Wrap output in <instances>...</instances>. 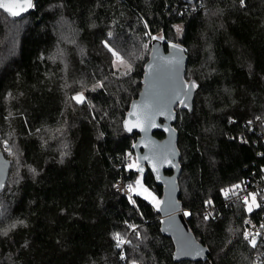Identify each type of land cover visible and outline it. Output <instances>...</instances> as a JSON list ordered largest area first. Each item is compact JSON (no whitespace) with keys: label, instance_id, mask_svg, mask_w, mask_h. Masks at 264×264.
I'll return each instance as SVG.
<instances>
[{"label":"trees","instance_id":"obj_1","mask_svg":"<svg viewBox=\"0 0 264 264\" xmlns=\"http://www.w3.org/2000/svg\"><path fill=\"white\" fill-rule=\"evenodd\" d=\"M154 39L187 56L178 199L209 250L202 260H175L159 207L115 189L140 176L129 165L139 134L124 122ZM0 150L11 162L0 264H264V238L248 244L242 226L264 212V193L252 210L251 190L223 193L263 182L264 0H34L20 19L0 11ZM142 181L162 197L151 171Z\"/></svg>","mask_w":264,"mask_h":264},{"label":"water","instance_id":"obj_2","mask_svg":"<svg viewBox=\"0 0 264 264\" xmlns=\"http://www.w3.org/2000/svg\"><path fill=\"white\" fill-rule=\"evenodd\" d=\"M34 0H0V11L20 19L33 8ZM187 56L182 47L154 39L150 58L145 65L142 90L132 101L125 126L139 134L134 149L138 171L144 176L151 171L158 186L163 187L159 211L163 233L172 238L175 260H202L209 253L191 231L179 197L177 176L181 171L177 146L178 133L175 106L186 105L184 65ZM157 132L164 134L160 139ZM11 162L0 150V185L9 175Z\"/></svg>","mask_w":264,"mask_h":264},{"label":"built area","instance_id":"obj_3","mask_svg":"<svg viewBox=\"0 0 264 264\" xmlns=\"http://www.w3.org/2000/svg\"><path fill=\"white\" fill-rule=\"evenodd\" d=\"M263 182H259V180L255 182L250 181L244 183L233 184L231 186L225 187L223 189L224 195L227 197L240 193L244 188L251 190L250 195L248 198L245 197L246 204L251 200V195L257 196L264 193V168H263V175L260 178ZM115 189L123 194H127L129 192V188L122 182L118 181L115 185ZM259 206H264V194L261 200L258 202ZM209 210L210 208L207 207ZM243 226V234L244 239L248 244L254 245L261 241L264 238V212H257L255 215H247L242 220ZM260 264V263H257Z\"/></svg>","mask_w":264,"mask_h":264},{"label":"rangeland","instance_id":"obj_4","mask_svg":"<svg viewBox=\"0 0 264 264\" xmlns=\"http://www.w3.org/2000/svg\"><path fill=\"white\" fill-rule=\"evenodd\" d=\"M19 26V24L16 25H11L10 24V32L13 31L15 34L17 33L16 28ZM83 95L82 94H78L77 97L81 98ZM190 90L187 87L186 84V93H185V100L187 101V103L190 100ZM129 165L133 166L134 168H138V159H137V155H131L130 159H129ZM129 188V193L132 195H140L144 198H146L147 200H149L150 202H152L156 207H159L161 204V198L158 197L154 192H152L151 189H149L148 187H146L142 181V175L140 173V176L138 177V179L136 180L135 183L130 184L129 186H127ZM257 206V201H256V197L254 195H251V200L247 203V207L249 210H252L253 208H255Z\"/></svg>","mask_w":264,"mask_h":264}]
</instances>
